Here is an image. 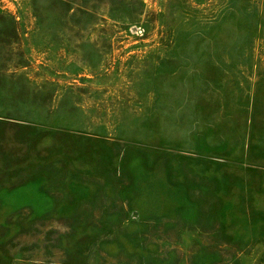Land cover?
<instances>
[{
  "label": "rangeland",
  "instance_id": "1",
  "mask_svg": "<svg viewBox=\"0 0 264 264\" xmlns=\"http://www.w3.org/2000/svg\"><path fill=\"white\" fill-rule=\"evenodd\" d=\"M0 264H264V0H0Z\"/></svg>",
  "mask_w": 264,
  "mask_h": 264
}]
</instances>
